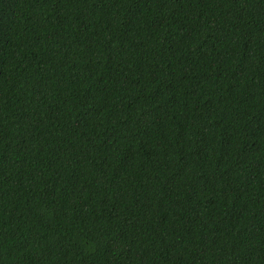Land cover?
<instances>
[{
	"label": "trees",
	"instance_id": "obj_1",
	"mask_svg": "<svg viewBox=\"0 0 264 264\" xmlns=\"http://www.w3.org/2000/svg\"><path fill=\"white\" fill-rule=\"evenodd\" d=\"M0 264H264V0H0Z\"/></svg>",
	"mask_w": 264,
	"mask_h": 264
}]
</instances>
